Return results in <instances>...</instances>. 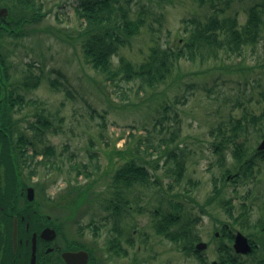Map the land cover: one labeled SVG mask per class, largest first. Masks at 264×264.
Masks as SVG:
<instances>
[{
  "label": "rangeland",
  "instance_id": "1",
  "mask_svg": "<svg viewBox=\"0 0 264 264\" xmlns=\"http://www.w3.org/2000/svg\"><path fill=\"white\" fill-rule=\"evenodd\" d=\"M37 1L39 19L26 20L22 34L5 37L1 49L10 62L9 72L19 68L18 78L26 71L39 77L36 87L22 91L38 103L24 104L13 117L23 120L25 128L37 108L51 113L52 126L42 142L56 146L51 158L60 168L47 172L40 167L39 176L56 200L55 215L69 216L73 231H85L94 242L91 225L96 221L102 226V264H200L183 251V242L155 228L156 209L171 210L178 203L185 216L197 217L192 229L208 242L204 254L209 263L218 260L215 233L224 223L234 233L254 230L241 226L243 204L249 207L252 224L264 218V160L245 178L237 172L236 141L225 148L216 145L221 127L251 151L264 137V38L240 52L213 46L191 57L190 20H206L222 9L221 14L237 12L244 23L247 8L263 0H135L132 16H142L145 24L113 60L118 64L122 55L139 67L153 46L181 51L166 79L155 85L141 77L109 78L88 62L78 38L84 21L75 11L76 0ZM52 79L58 80L57 87ZM162 138H168L165 150L176 147L185 159L180 178L174 171L177 162L164 153ZM43 144L39 140L38 147ZM89 149L97 156L90 157ZM130 156L143 158L154 182L120 186L130 200V211L120 219V253L109 248L113 227L104 226L100 217L106 212L104 198L114 196L116 170ZM226 169L232 172L225 180ZM75 184L90 185L88 198L79 204L70 191ZM96 193L102 197L95 198Z\"/></svg>",
  "mask_w": 264,
  "mask_h": 264
},
{
  "label": "trees",
  "instance_id": "2",
  "mask_svg": "<svg viewBox=\"0 0 264 264\" xmlns=\"http://www.w3.org/2000/svg\"><path fill=\"white\" fill-rule=\"evenodd\" d=\"M200 1L203 3L204 0ZM134 3L135 0H76L75 11L78 17L84 21L78 38L82 40L83 52L88 62L109 78L120 77L131 81L141 77L149 85H155V83L166 79L181 51L177 52L170 47L153 46L147 59L139 67L133 65L122 55L118 64L115 65L113 60L120 48L129 44L131 38L145 24L142 16L133 18ZM38 5L37 0H0V8L7 6L10 10L5 19L0 17V190L4 188L5 183L8 186L7 189L9 186L12 190L19 189V162H29L27 167L31 169L30 173L34 172L33 169L36 168V165L47 167V172L51 168H60L59 162H55L51 158L55 156L56 146L51 143L45 145L42 142L52 126V121L49 118L51 113H43L45 110L37 108L31 113L32 117L27 119L25 128L23 120L13 117L18 110L23 108L24 104L32 102L36 105L38 103V99H26L22 91L36 87L39 77L35 78L32 72H27L25 69H22L26 72L19 78L15 75L19 68L12 71L13 73L9 72L10 62L1 49L5 37H19L22 34L23 24L26 20L39 19L41 6ZM30 11L32 15L27 17ZM221 11L223 12L222 9H217L206 20L196 17L190 20L192 29L188 45L191 48V57H194L195 51L200 53L204 48L213 46L226 48L227 51L240 52L244 45L255 44L264 38V0L255 2L247 8V18L244 23L240 21L237 12L221 14ZM51 83L57 87L58 80L52 79ZM28 130L32 133H28ZM217 130L222 134V139L217 141L216 145L219 143L225 148L229 142L236 141L233 155L235 162H238L239 170L237 172H242L245 178L252 176L254 165L264 160V150L259 151L254 148L251 151L246 147L244 141L233 136L228 137L222 127ZM130 135L135 136L133 132ZM39 140L43 147H38ZM171 141H173V137ZM161 142L165 146L164 153L177 162L178 166L174 169L175 174L179 178L182 177L185 171V159L180 156L176 147L165 150L168 138H162ZM89 154L90 157L97 156L90 149ZM39 155L42 158L39 159ZM143 162V158L130 156L117 168L111 186L116 188L114 196L112 198L105 197V203L102 205L106 209L104 212L106 214L103 213L100 220L103 221L104 226H112V231H114V233H110L109 248L111 250L118 249L117 252L120 253L122 252L120 219L122 214L130 211V200L126 199L120 191V186L130 187L133 184L147 186L149 182H154L151 180L147 165ZM72 167H76V165ZM231 172L230 169H226L225 180ZM237 176V174H233L232 177ZM89 188V184H75L71 187L70 191L75 193L74 201L77 204L88 198ZM99 197H102L101 194L96 193L95 198ZM172 206L173 210L156 209V230L177 243L183 242V251L186 254L195 255L200 264H209L204 251L195 247V243L200 240V237L192 229V225L196 224L197 217L190 216L191 214L185 216L183 212L186 211L181 204L175 203ZM243 206L245 210L240 213V218H244L241 226L243 229H254L252 232H248L252 250L247 255L237 254L231 244L235 236L234 229H230L229 225L224 223L220 229L219 237L215 236L219 243L217 248L219 264H240L241 262L242 264H264V218H259L252 224L249 207L245 204ZM181 213L183 214L181 215ZM91 227L96 232L99 224L94 221Z\"/></svg>",
  "mask_w": 264,
  "mask_h": 264
},
{
  "label": "flooded vegetation",
  "instance_id": "3",
  "mask_svg": "<svg viewBox=\"0 0 264 264\" xmlns=\"http://www.w3.org/2000/svg\"><path fill=\"white\" fill-rule=\"evenodd\" d=\"M27 163L19 162V189L5 183L0 190V264H102V226L95 242L85 231L74 232L69 216L55 215L56 200L47 194L40 166L30 173Z\"/></svg>",
  "mask_w": 264,
  "mask_h": 264
},
{
  "label": "water",
  "instance_id": "4",
  "mask_svg": "<svg viewBox=\"0 0 264 264\" xmlns=\"http://www.w3.org/2000/svg\"><path fill=\"white\" fill-rule=\"evenodd\" d=\"M8 15H9V8L6 6L1 7L0 8V17L5 19ZM259 149H264V140L259 145ZM29 190H33V188H29ZM207 247H208V243L205 241H200L199 243H197L198 249H206ZM234 247H235L237 252L247 253L252 249V244L250 243L248 236H246L243 232L239 231V232H237V235L235 238ZM85 254L87 257L86 252H85ZM34 259H35V247H34L33 256H32L33 262H34ZM85 264H87V263H85ZM211 264H218V261L214 260V261H212Z\"/></svg>",
  "mask_w": 264,
  "mask_h": 264
}]
</instances>
